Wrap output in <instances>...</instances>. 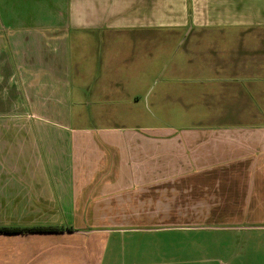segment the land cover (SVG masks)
Masks as SVG:
<instances>
[{
	"label": "rangeland",
	"instance_id": "obj_1",
	"mask_svg": "<svg viewBox=\"0 0 264 264\" xmlns=\"http://www.w3.org/2000/svg\"><path fill=\"white\" fill-rule=\"evenodd\" d=\"M152 23L135 18L127 31L119 22L70 32L68 82L86 113L72 127L115 130L98 133L106 140L135 131L148 163L123 174L136 173L128 193L155 197L149 208L137 201L142 215H154L138 224H186L196 215V224L210 227L187 233L190 244L207 246L204 260L188 264H264V132L237 129H264V0H160ZM122 30L145 37L138 55ZM108 34L121 41L99 39ZM103 108L127 114L89 121L87 113ZM242 225L255 229L235 230Z\"/></svg>",
	"mask_w": 264,
	"mask_h": 264
},
{
	"label": "crops",
	"instance_id": "obj_2",
	"mask_svg": "<svg viewBox=\"0 0 264 264\" xmlns=\"http://www.w3.org/2000/svg\"><path fill=\"white\" fill-rule=\"evenodd\" d=\"M3 1L0 227L52 226L63 231L0 234V264H188L191 260L199 263L203 256L205 259L206 244H190L191 236H187L210 228L196 224L200 216H191L186 224L181 219L173 221L176 225L163 224L160 219L159 224L156 220H149L151 225L138 224L147 221L140 218L152 219L154 215H142L137 201L149 208L148 200L154 194L128 193V183H136V173L132 177L123 174L148 163L139 157L146 150L135 131L106 140L98 133L108 131L114 136L115 130L72 127V121L83 122L86 113L81 112L80 91L74 95L68 82L66 41L70 32L119 22L127 31L135 18L151 28L160 0ZM32 8L39 10L37 15ZM45 11L48 19L43 18ZM124 31L122 37L135 41L132 51L138 55L145 37ZM118 37L108 34L99 39L105 43ZM114 48L108 46L107 53L113 55ZM121 48L118 55L124 54ZM95 65L98 68V58ZM258 71L264 72L260 67ZM105 92L106 88H101V93ZM103 97L108 98L106 94ZM116 104L122 106L119 101ZM106 109H99L96 115L87 113L89 121H108L110 114H127L121 109L117 112V107L113 113ZM237 129L264 132L259 126L240 125ZM181 214L185 216L182 211L172 216L182 218ZM238 228L235 230L255 229L246 225Z\"/></svg>",
	"mask_w": 264,
	"mask_h": 264
},
{
	"label": "trees",
	"instance_id": "obj_3",
	"mask_svg": "<svg viewBox=\"0 0 264 264\" xmlns=\"http://www.w3.org/2000/svg\"><path fill=\"white\" fill-rule=\"evenodd\" d=\"M63 231V228L52 226H40L32 228H20V227H0V234H15V233H56Z\"/></svg>",
	"mask_w": 264,
	"mask_h": 264
}]
</instances>
